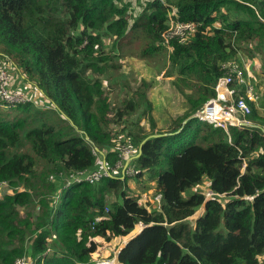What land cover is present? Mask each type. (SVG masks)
Returning <instances> with one entry per match:
<instances>
[{
	"label": "trees",
	"instance_id": "1",
	"mask_svg": "<svg viewBox=\"0 0 264 264\" xmlns=\"http://www.w3.org/2000/svg\"><path fill=\"white\" fill-rule=\"evenodd\" d=\"M129 7L126 0H0V56L51 106L0 105L22 111L11 118L0 111V181L11 189L0 198V264H94L93 237L127 236L137 225L116 264H264V82L249 75L255 101L244 84H230L234 102L242 97L250 107L247 124L183 121L215 96L223 62L264 66V0H146L134 17ZM170 18L196 30L165 44ZM138 31L141 55L169 48L170 68L191 88L182 93L183 116L166 130L155 132L150 118L149 131L125 122L110 128L136 105L150 107L143 90L134 91L112 113L102 83L114 68L105 37L114 47ZM119 136L136 149L148 136L132 177L153 182L158 203L139 204L127 174L62 184L61 175L95 170L99 161L113 166ZM204 177L209 193L188 192Z\"/></svg>",
	"mask_w": 264,
	"mask_h": 264
},
{
	"label": "rangeland",
	"instance_id": "2",
	"mask_svg": "<svg viewBox=\"0 0 264 264\" xmlns=\"http://www.w3.org/2000/svg\"><path fill=\"white\" fill-rule=\"evenodd\" d=\"M126 1H130L128 12H130L134 17L137 15L142 4L145 3L146 0H141L143 2L141 4H134L136 0ZM132 18H130V22H132ZM105 38V42L108 45L107 49L113 48L112 53L114 54L112 56L113 60L111 61V63L114 64V68L112 69V72L106 74L107 80L102 79L103 86L109 95V108H112L111 112H115L113 109L114 107H123V100L125 101L126 98H129L131 92L134 93V91L143 90V94L145 96L144 101L148 100L150 102L149 110H146L144 105L138 104L136 105L134 111L129 110L130 112L124 113L118 122H112L110 128H116L119 130L125 122L129 127L135 129L141 126L145 132L151 129L149 121L150 118L154 125L153 130H155V132L158 130L169 129L173 125L174 120L183 116L186 107L189 105V102L185 100L182 93H191V88H189L185 81L170 68L168 61L170 49L166 47L164 52H155L154 54L142 56L141 53L145 45L139 31L135 33L130 32L126 38L119 41L118 44L115 43L114 47L113 40L109 37ZM241 61H245V63L251 62L247 59H242ZM258 62L260 63L259 60ZM250 64L251 65H248L250 69L249 75L253 73V76L256 77V84L258 82H264V66H256V70L254 71V68L252 70V62ZM11 69L12 68H9V73ZM11 80L12 77H10V81L7 82V87L10 90L14 88L11 85ZM26 83L27 82L24 80L22 81V88L24 90L26 100L28 101L27 97L31 100L30 103L32 108H39V110H51V106L48 103H45L46 101L42 100V96H39L38 91H30ZM139 102L143 103L141 100H139ZM201 106L202 104L194 108L192 110L193 113L198 111ZM5 107H2L0 111H2L1 114L7 118L22 114V111L19 109L12 108L8 110L5 109ZM188 117L189 116L183 120H187ZM122 137L123 136H119L118 138L121 139ZM22 149L30 151L25 144ZM37 161V166L40 168L42 161L39 159H37ZM101 167L103 166L96 169L99 170ZM118 172L119 171L115 174H118ZM118 175L121 174L119 173ZM132 175L133 174H130V177L127 179V188L130 193L138 196L139 204H145L147 207H150L151 205L158 203L156 199L157 194L153 195L154 183L152 182L148 184L146 181L147 177L145 175H143L142 178H134ZM65 177L66 176L61 175L62 184L67 181ZM207 185V178L204 177L200 185L192 187L188 190V192L200 190L204 194H207L209 193ZM7 192H11L9 185H0V198ZM116 198L117 196L115 193L108 195L109 200ZM201 210L202 207H199L195 213L189 217V220L192 223L200 214ZM139 229L140 226L137 225L136 228L129 233V235L111 237L108 240L102 236L93 237L92 239L97 243V246L96 250L91 254L92 262H95L94 264L119 263L116 259V254H118L117 252L129 239L128 237L133 236V234Z\"/></svg>",
	"mask_w": 264,
	"mask_h": 264
},
{
	"label": "built area",
	"instance_id": "3",
	"mask_svg": "<svg viewBox=\"0 0 264 264\" xmlns=\"http://www.w3.org/2000/svg\"><path fill=\"white\" fill-rule=\"evenodd\" d=\"M195 30L196 24L192 21L181 22L170 18L167 28L162 33V41L167 44L170 38L177 37L183 42L191 36ZM248 65L251 64L245 63V61H241L240 64L233 59L221 64L224 69V74L219 76L216 80L214 85L215 96L206 100L201 108L193 113L198 120H206L215 126H221L223 128H226L228 125L248 123L246 115L250 111V107L242 97L237 98L234 102L232 98L234 88L230 86L234 80L239 84H244V92L247 100L255 101L258 99L259 95L255 92L254 86L249 80L250 69ZM12 67L9 61H6L0 56V105L3 104V106H13L27 101L23 88L14 87L10 90L7 87V82H9L10 77H12L11 71L9 73V68ZM27 99L31 102L28 97ZM212 106L217 107L219 111L217 116H210L211 112H209V110H211ZM113 147L117 152V159L113 166L106 167L103 161H99L101 166H103L101 169H95L89 172L78 171L73 175L66 176L65 178L67 181L65 184L68 185L71 182L80 180L92 182L97 180L100 176L108 174L118 175L120 173L122 176L123 174H132L134 172V165L131 161L137 152L136 147L128 140H123V137L121 139L118 138ZM92 150L96 152L95 148ZM117 171H119L118 174H115ZM2 184H7V182L0 181V185ZM156 199L159 201V194L156 195ZM97 219L98 217H96V220ZM15 264H32V262L28 258H18L15 260Z\"/></svg>",
	"mask_w": 264,
	"mask_h": 264
},
{
	"label": "crops",
	"instance_id": "4",
	"mask_svg": "<svg viewBox=\"0 0 264 264\" xmlns=\"http://www.w3.org/2000/svg\"><path fill=\"white\" fill-rule=\"evenodd\" d=\"M142 1L141 0H136V3H141ZM11 75H12V87H18V88H21L22 89V73L20 70H18L16 67H12V70H11ZM26 85L29 87V90L30 91H37V89L34 87V85L32 84H28L26 83ZM39 93V92H38ZM39 96H42L40 93H39ZM42 100H43V97H42ZM47 103V102H45Z\"/></svg>",
	"mask_w": 264,
	"mask_h": 264
},
{
	"label": "water",
	"instance_id": "5",
	"mask_svg": "<svg viewBox=\"0 0 264 264\" xmlns=\"http://www.w3.org/2000/svg\"><path fill=\"white\" fill-rule=\"evenodd\" d=\"M191 117H195V115L194 114H191L188 118H191ZM187 118V119H188ZM183 121H185V120H183ZM153 135H155V134H153ZM148 136H146L141 142H140V144H139V146H138V148H137V152H136V154L134 155V157H136V156H138L139 154H140V146H141V144H142V142L147 138ZM95 150H97V149H95ZM100 153H101V151H100ZM126 243V242H125ZM124 243V244H125ZM122 247V246H121ZM118 253V252H117ZM116 259H117V254H116Z\"/></svg>",
	"mask_w": 264,
	"mask_h": 264
},
{
	"label": "bare ground",
	"instance_id": "6",
	"mask_svg": "<svg viewBox=\"0 0 264 264\" xmlns=\"http://www.w3.org/2000/svg\"><path fill=\"white\" fill-rule=\"evenodd\" d=\"M210 109V108H209ZM209 112H211L210 113V116H217L218 114H219V111H218V109H217V107H215V106H212L211 107V110H209ZM110 261V260H109Z\"/></svg>",
	"mask_w": 264,
	"mask_h": 264
}]
</instances>
